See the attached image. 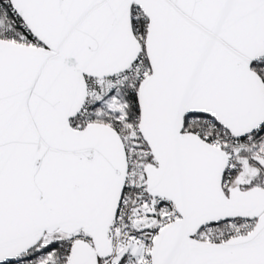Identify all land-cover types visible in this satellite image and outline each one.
<instances>
[{
  "label": "water",
  "instance_id": "1",
  "mask_svg": "<svg viewBox=\"0 0 264 264\" xmlns=\"http://www.w3.org/2000/svg\"><path fill=\"white\" fill-rule=\"evenodd\" d=\"M44 43L0 39V264L46 233L85 230L68 264L110 255L109 227L126 181L116 129H76L87 77L128 68L142 50L131 11L148 18L151 73L137 91L140 128L156 159L150 191L181 218L156 238L152 264H264V187L227 194L224 150L185 131L189 114L216 119L238 138L264 126V0H10ZM153 212V211H151ZM254 218L252 233L226 242L194 239L201 227Z\"/></svg>",
  "mask_w": 264,
  "mask_h": 264
},
{
  "label": "built area",
  "instance_id": "2",
  "mask_svg": "<svg viewBox=\"0 0 264 264\" xmlns=\"http://www.w3.org/2000/svg\"><path fill=\"white\" fill-rule=\"evenodd\" d=\"M131 20L134 34L142 44V50L128 68L116 75L106 78L87 77V95L79 114L84 127L96 122V117L100 115L97 105L116 89L128 83L139 87L151 73L144 48L148 18L141 8L134 5ZM0 39L32 47H44V43L30 30L10 0H0ZM136 118L138 121L134 123L129 120L115 122L114 128L121 136L126 150V181L117 214L109 227L110 256L104 259L102 264H112L121 248L130 244L132 239L143 246V264H152L151 255L157 236L164 227L181 218L180 211L172 200L154 195L149 189L146 173L148 168L156 165V159L140 128V113ZM194 133L226 153L227 168L223 187H228L237 168L241 151L249 152L252 148L254 141L252 134L238 138L214 118H206L196 127ZM256 222L254 218H229L204 225L193 237L195 240L209 243L226 242L249 235L255 229ZM78 243L94 247V235L82 229L69 235L66 252L60 256L59 264H68L72 248ZM23 263L25 260L17 258L3 264Z\"/></svg>",
  "mask_w": 264,
  "mask_h": 264
},
{
  "label": "trees",
  "instance_id": "3",
  "mask_svg": "<svg viewBox=\"0 0 264 264\" xmlns=\"http://www.w3.org/2000/svg\"><path fill=\"white\" fill-rule=\"evenodd\" d=\"M147 63L149 65V62ZM252 68L264 79V57L261 60L253 63ZM117 90H119V94L122 100L127 103V107L125 110V117L123 119L125 121L129 120L133 123L138 121V118H136L137 115L140 113L138 98H137L138 86H135L132 83H128L126 86L116 89L115 91ZM101 107L104 109L105 112L101 116H97L96 121L110 124L115 127V122H118L120 119L122 120V118L117 117L113 112L107 110L105 106L104 107L103 105L101 106V103L97 105V108H101ZM206 118H213V117L199 113H193L187 115L185 118V130H188L189 132L196 131V125L201 124ZM72 125L75 128L76 127L80 129L84 128V124L80 122L79 116L72 120ZM251 136L255 142L254 146L251 148L249 152L245 150L241 151L240 157L238 159L237 168L233 175L234 177L232 180V184L234 179H236V176L238 175L239 171L243 168L246 162L251 163L253 165L256 164V159L258 157L257 156L258 154L256 149L254 148L257 145V143L264 137V126L260 130L253 133ZM255 169L257 168L255 167ZM263 187H264V180H262L261 172L257 170V174L253 177V182L247 185L241 191H248L254 188H263ZM224 190L227 194H230L232 192L230 187L224 186ZM47 235L48 236L52 235L55 237L54 239H52L51 241L45 244L44 240ZM68 239H69V235L62 233L61 231H56L54 233H46L43 239L37 244V246H35L33 249H31L29 252L19 257L18 259L25 260V263L23 264H38V260L42 254L51 252L52 259L49 262V264H59L60 256L66 252L65 247ZM108 256L109 255L100 256L98 258V264H102L104 259L107 258Z\"/></svg>",
  "mask_w": 264,
  "mask_h": 264
},
{
  "label": "rangeland",
  "instance_id": "4",
  "mask_svg": "<svg viewBox=\"0 0 264 264\" xmlns=\"http://www.w3.org/2000/svg\"><path fill=\"white\" fill-rule=\"evenodd\" d=\"M102 105L103 107L105 106L107 110L113 112L117 117H120L122 118V120H124L123 118L125 117V110L127 107V103L123 101L122 98L120 97L119 90L113 92L105 100H103V102H101V106ZM97 109H98V113L100 114L98 116H101L105 112L102 107ZM197 126L199 125H196V127ZM254 143L255 142L253 141L252 147L254 146ZM254 149H256L258 154L257 155L258 157L256 159V164L253 165L247 162L246 164H244L243 168L239 171L238 175L236 176V179H234L233 184H232V180H233L232 178L230 184L228 185V187H230L232 191L239 192L240 190L244 189L247 185L252 183L253 177L257 174V170L261 172L262 180H264V137L257 143ZM255 167L257 169H255ZM54 237L55 236L47 235L44 240V243L45 244L48 243L49 241L54 239ZM51 259H52L51 252L42 254L38 260V264H49ZM143 259H144L143 246L141 244H137L136 241L132 239L130 244H126L121 248L119 255L115 257L112 264H143L144 263Z\"/></svg>",
  "mask_w": 264,
  "mask_h": 264
}]
</instances>
